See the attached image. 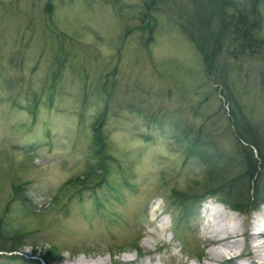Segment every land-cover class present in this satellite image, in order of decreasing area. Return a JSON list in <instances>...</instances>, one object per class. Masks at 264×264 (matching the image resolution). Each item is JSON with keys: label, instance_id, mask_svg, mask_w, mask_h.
<instances>
[{"label": "rangeland", "instance_id": "obj_1", "mask_svg": "<svg viewBox=\"0 0 264 264\" xmlns=\"http://www.w3.org/2000/svg\"><path fill=\"white\" fill-rule=\"evenodd\" d=\"M153 1L148 10L143 0H0V230L23 254L0 251V264L205 262L204 210L217 198L194 200L176 228L181 204L170 193L212 190L224 165L229 176L244 170L240 115L264 138V0ZM244 15L257 52L231 30ZM105 107L113 189L65 186L102 165L92 124ZM184 131L206 161L187 154ZM263 212L239 216L247 225ZM50 245L58 251L40 261Z\"/></svg>", "mask_w": 264, "mask_h": 264}, {"label": "trees", "instance_id": "obj_2", "mask_svg": "<svg viewBox=\"0 0 264 264\" xmlns=\"http://www.w3.org/2000/svg\"><path fill=\"white\" fill-rule=\"evenodd\" d=\"M219 1L225 6L227 4L230 5L234 4V6L237 5V7L239 8H241V6L243 7V5L245 4L240 0H236V1L232 0L229 3H225L224 0H219ZM249 1L252 2L253 4L258 3V0H249ZM143 5L149 10L153 5H155V3L153 0H143ZM48 8H50V6H48ZM224 10L225 7L222 9V14L224 13ZM48 12L51 13L50 9H48ZM246 17L247 15L238 18L232 17V19L234 18V21L231 19L233 21V27H231V30L236 34V37H238L242 42L245 41V43H242L244 47H247L250 50L257 52L255 48L257 47V45L260 47L262 42L257 43V45H254L253 44L254 41L250 40L248 35L246 36L242 35V30L244 29L245 25H247L248 23H250L253 26H256L255 22L253 23L249 22L248 19H246ZM140 18L142 21H144L145 24L149 22L150 23L154 22L155 20L152 18L149 19L148 12L145 11L142 13ZM224 38L225 35L224 37H222L221 42L216 45L217 48L218 45H221V43L224 41ZM215 54L216 52H213V54L208 56L207 54L204 55V61L206 60L208 68L211 66V63L213 61L212 57ZM261 73H262V77H264V68H263V72L261 71ZM209 74H212V71H210ZM106 112L107 109L105 107L96 116L95 122L92 124V129H93L92 137L94 143L92 152L94 156H96L98 161L102 163V165H99L98 169L89 167V169H87V171L84 172L83 174L68 179L64 183L65 186L70 185V187H75L77 188V190H79L82 188L93 187L104 181L110 188L113 189L112 185H114L115 183L109 182V178H108V175L110 174L109 160L113 158L110 154L105 153L104 135L101 131V122L105 118ZM239 118H240L239 122L243 124L242 127L248 128L247 132L238 130L235 136L239 144L236 151L241 155L240 163L244 165V170L238 175L229 176L228 174L225 173L229 170L228 168H226L228 167V165H224L221 168V171L217 173V176L212 180V184L215 185L214 187H211L212 190H204L201 193H197L194 195H189L188 193L183 194L181 192L172 189V192L170 193V197L172 199L178 198V202L181 204V208L178 211L174 221L176 228H179L180 221L187 223L188 218L190 217L191 214L189 207L192 205L194 200L203 196V194L208 195L210 197H215L220 202L225 203L229 205L232 209L239 211L249 212L250 210H253V208H255L257 205L260 206L262 203H264V188H261L260 184L258 183L261 178V172L264 169V138L257 130V128L253 126V124L250 125L249 121L245 118L244 115H240ZM183 136L190 145L187 154H191V155L201 154L199 158L206 161L208 155L207 156L205 155L204 157L203 153H197L196 146L198 145V141L200 140V139L198 140V136L197 138L196 137L193 138L190 136V134L188 136V134H186L185 131L183 132ZM241 141L243 142V144H241ZM253 149H255V151L257 152L256 155H254ZM224 162H226V160H224L223 163ZM16 188L17 186L14 185V191L16 190ZM19 189H21V187ZM9 235L10 234L8 233L2 232V229L0 230V251H7L12 253L19 252L20 251L18 245L19 243L17 242L15 243V240L12 239V237ZM4 236L10 238H4ZM14 236L15 238L17 237L16 235ZM133 246H135L138 249L136 242L133 244ZM58 249L59 248L57 246L50 245L48 248L45 249V253L42 255L41 259L45 263L48 262L50 259H53Z\"/></svg>", "mask_w": 264, "mask_h": 264}, {"label": "bare ground", "instance_id": "obj_3", "mask_svg": "<svg viewBox=\"0 0 264 264\" xmlns=\"http://www.w3.org/2000/svg\"><path fill=\"white\" fill-rule=\"evenodd\" d=\"M204 213V235H200V241H203L204 245H208L209 248L202 252V256L205 258V262L202 264H219L225 258H238L243 252L246 253V257L242 256V264H264V216H261L257 222L252 221L245 225L239 212L230 211L226 207L207 205ZM241 236L244 237L242 247L239 243ZM146 242H151V239L147 238ZM137 250V253L142 255L140 247ZM76 260L82 259H74V261ZM104 263L105 259L102 258L92 264Z\"/></svg>", "mask_w": 264, "mask_h": 264}, {"label": "flooded vegetation", "instance_id": "obj_4", "mask_svg": "<svg viewBox=\"0 0 264 264\" xmlns=\"http://www.w3.org/2000/svg\"><path fill=\"white\" fill-rule=\"evenodd\" d=\"M245 34H246V31L242 30V35L246 36Z\"/></svg>", "mask_w": 264, "mask_h": 264}, {"label": "water", "instance_id": "obj_5", "mask_svg": "<svg viewBox=\"0 0 264 264\" xmlns=\"http://www.w3.org/2000/svg\"><path fill=\"white\" fill-rule=\"evenodd\" d=\"M263 50H264V45H263Z\"/></svg>", "mask_w": 264, "mask_h": 264}]
</instances>
